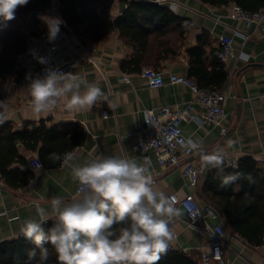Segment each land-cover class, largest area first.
Returning a JSON list of instances; mask_svg holds the SVG:
<instances>
[{
  "label": "crops",
  "instance_id": "obj_1",
  "mask_svg": "<svg viewBox=\"0 0 264 264\" xmlns=\"http://www.w3.org/2000/svg\"><path fill=\"white\" fill-rule=\"evenodd\" d=\"M174 1L177 2L174 7L164 5L175 13L192 19V25L183 38L177 37L175 33L171 34L172 43L179 51L196 44V37L203 30H207L211 38L210 44L205 47L207 54L211 50L216 51L217 37L220 34H231L233 30H246L249 34L246 40L234 37V46L240 55L223 62L228 74L222 87L226 94L224 100L226 115L219 123L201 125L197 120L185 116L181 124L184 135L202 140L203 150L207 154L226 151L229 157L250 156L264 173V24L245 29L241 20L228 15V5L213 6L200 0ZM125 6L123 0H113L112 15H118ZM75 37L81 40L76 34ZM91 43H95L97 47L95 63L77 58L72 49L73 39L69 44L61 43L56 56L70 61L66 73L81 74L88 82L97 84L108 96L114 108H109L106 102H98L90 110L69 113L63 110L64 100L61 99L60 105L52 115L47 113L33 115L28 106L29 90L26 75H30L38 66L35 57L39 52V45L29 43L27 49L19 55L18 69L7 75L5 81L0 82L2 104L5 106L0 108V111L5 113V121H8L15 130L32 128L41 121L47 126L75 123L85 132V138L81 144L68 150L76 157L69 165L83 164L97 157L135 158L138 163L149 167L155 179L153 184L155 189L164 192L166 196L171 192L183 196L189 188L178 166L168 168L160 166L152 150L142 154L134 148L140 136L135 124H144L146 108H158L175 103L184 105L192 99V92L185 85L178 83L167 82L160 87H150L138 71L127 72L130 75L129 82L120 81L119 73L126 72L121 69V62L130 58L132 48L121 41L116 31L105 40ZM160 69L165 74L175 72L187 75L188 57L177 54L165 59L161 62ZM194 113L201 115L203 108L196 104ZM222 126L226 127L225 133L220 132ZM229 141L236 142L232 148L228 147ZM16 147L27 163L26 165L13 163L12 166L28 168L33 175L27 184L20 187L9 186L0 176L2 181L0 241L17 236L25 220L38 219L36 215L38 206L50 212L51 200L54 197H61L65 201L79 198L75 195L78 182L73 181L69 165L59 161L54 166H45L38 151L21 143H17ZM35 156L39 157L43 164L37 171L29 164L30 159ZM188 159L200 166L199 154L193 153ZM204 178L205 168L200 166L199 183L193 192L202 203L205 202L201 196ZM220 221L233 247L223 264H264V244L257 247L249 246L242 238L232 235L221 216ZM171 231L176 235L173 239L174 248L192 255L199 262L200 250L207 247L201 243L195 229L187 223L184 214L173 220Z\"/></svg>",
  "mask_w": 264,
  "mask_h": 264
},
{
  "label": "trees",
  "instance_id": "obj_2",
  "mask_svg": "<svg viewBox=\"0 0 264 264\" xmlns=\"http://www.w3.org/2000/svg\"><path fill=\"white\" fill-rule=\"evenodd\" d=\"M213 6L228 5L234 1L247 10H258L264 0H200ZM126 6L116 16L111 13L113 0H56L61 16L73 32L84 41L100 42L112 32H117L121 41L132 48L130 58L121 62L126 72H139L142 66L160 69L165 59L183 54L188 57L187 76L201 87L221 89L227 80L223 62L215 52L208 54L205 47L211 38L207 30L196 37V44L179 51L172 43V33L183 38L192 19L181 16L167 5L154 1L123 0ZM51 6V0H29L19 7L15 18L0 19V82L18 69V56L23 53L32 37H40L47 31L42 19ZM37 10L39 16H31ZM3 96L0 93V103ZM85 132L75 123L47 126L41 121L32 128H12L8 121L0 124V176L9 186L20 187L29 181L33 172L12 166L13 163L26 165L27 160L17 151V143L38 151L45 166H54L48 160L50 153H63L84 141ZM216 171L205 169L201 196L206 203L216 206L231 233L242 238L249 246L264 244V173L250 156L239 158L237 168L224 166L225 174L241 173L242 178L226 189L219 188ZM251 176V180L248 176ZM52 220L43 224L45 231ZM34 244L25 239L21 232L12 238L0 241V264H38L39 257L30 259L29 252ZM47 264H57L54 250L49 245ZM38 252V250H37ZM158 264H199L196 258L179 250H168Z\"/></svg>",
  "mask_w": 264,
  "mask_h": 264
},
{
  "label": "clouds",
  "instance_id": "obj_3",
  "mask_svg": "<svg viewBox=\"0 0 264 264\" xmlns=\"http://www.w3.org/2000/svg\"><path fill=\"white\" fill-rule=\"evenodd\" d=\"M28 3L29 0H0V19L13 20L16 10ZM43 19L47 40L53 42L64 21L59 17ZM35 58L42 65L47 63L45 57ZM26 79L28 106L35 116L52 112L61 99L63 110L69 113L90 110L98 102L115 107L97 84L81 74L46 68L43 76L26 75ZM4 107L0 103V108ZM5 119V113L0 111V124ZM180 143L185 150L200 155L202 168L217 170L219 188L226 189L242 178L241 173H224L225 164L231 166L228 152L207 154L203 141L192 138ZM235 143L229 141L228 147ZM75 159V154L62 157L53 152L48 156L50 162L63 161L65 165ZM69 166L73 181L78 182L79 198L65 201L54 197L50 212L38 206V219L24 221L20 232L35 246L29 258L38 255V264H47L50 245L57 264H158L174 239L170 227L173 220L184 213L164 192L153 187L149 167L135 158L118 156L97 157ZM49 220L53 224L45 231L43 224Z\"/></svg>",
  "mask_w": 264,
  "mask_h": 264
},
{
  "label": "built area",
  "instance_id": "obj_4",
  "mask_svg": "<svg viewBox=\"0 0 264 264\" xmlns=\"http://www.w3.org/2000/svg\"><path fill=\"white\" fill-rule=\"evenodd\" d=\"M153 1L159 4H168L171 7L177 5V2L174 0ZM228 6V15L231 18L241 20L245 29L264 24V6L258 10H247L234 1L230 2ZM43 17H59L64 23L60 26V32L53 42L47 40L48 29L40 37L31 38L29 43H37L39 45V52L36 56L45 57L47 60V63L43 65L37 60L38 66L32 70L31 77L43 76L46 68L59 69L67 72L70 61L67 59H59L56 56V51L61 43L69 44L71 39L74 40L72 49L77 58L93 63L97 62V47L95 43L84 42L75 37L73 30L61 16L56 0H51V6L42 15V19ZM235 36L246 40L249 34L246 30H233L231 34H220L217 37L218 47L215 55L221 62H226L230 58L240 55L234 46ZM139 74L147 80L150 87H160L167 82L178 83L188 87L193 94L192 99L184 105L175 103L173 105H163L158 108H146L144 110V124H135L136 128L140 131V136L134 144V148L142 154L148 150H152L160 166L165 168L178 166L180 168L189 191L183 196L178 195L176 192H171L167 196L176 207L183 211L187 223L195 229L201 243L207 247L206 249L200 250L199 264H223L229 252L233 249L232 244L227 237V231L224 225L220 221V212L212 204L200 202L193 192L199 183L200 166L188 159L194 152H189L182 148L180 142L190 138L185 136L182 131L181 124L185 116L197 120V123L200 125L204 123H219L223 119L226 115L224 104L226 94L222 88L201 87L193 78L185 74L175 72H167L165 74L163 70L150 66H142ZM118 79L129 82L130 75L127 72H120ZM28 83L29 81L27 80V85ZM29 102L30 96L28 97V105ZM196 104L203 108L201 115L194 113ZM54 111L48 112L47 114L52 115ZM104 115L106 116L107 114L104 112ZM220 132L225 133L226 127L222 126ZM70 153L71 151H66L64 154ZM229 160L231 166L229 164H226V166L229 168H237L239 157L232 156L229 157ZM29 164L34 171L41 169V165L43 166L42 161L37 156L32 157ZM153 181L155 183V179ZM0 183H2L1 180ZM78 187L77 185L75 189V195L77 196H79ZM175 236L174 234V238ZM172 249H175L173 240L169 246V250Z\"/></svg>",
  "mask_w": 264,
  "mask_h": 264
},
{
  "label": "water",
  "instance_id": "obj_5",
  "mask_svg": "<svg viewBox=\"0 0 264 264\" xmlns=\"http://www.w3.org/2000/svg\"><path fill=\"white\" fill-rule=\"evenodd\" d=\"M30 15L31 16H35V17H37V16H39V12L37 11V10H34V11H31L30 12ZM214 206V205H213ZM219 212H220V210L216 207V206H214ZM232 235L234 236V237H236V238H239L237 235H234L233 233H232Z\"/></svg>",
  "mask_w": 264,
  "mask_h": 264
}]
</instances>
